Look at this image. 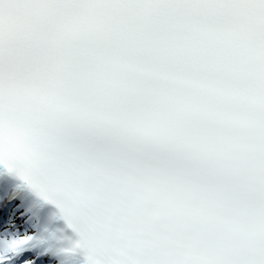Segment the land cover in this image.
<instances>
[{"label": "snow or ice", "instance_id": "6c2138e0", "mask_svg": "<svg viewBox=\"0 0 264 264\" xmlns=\"http://www.w3.org/2000/svg\"><path fill=\"white\" fill-rule=\"evenodd\" d=\"M0 264H264V0H0Z\"/></svg>", "mask_w": 264, "mask_h": 264}, {"label": "bare ground", "instance_id": "6f19581e", "mask_svg": "<svg viewBox=\"0 0 264 264\" xmlns=\"http://www.w3.org/2000/svg\"><path fill=\"white\" fill-rule=\"evenodd\" d=\"M33 216L38 220L39 225L44 230L39 233L41 236L45 237L44 233L47 231L51 232L52 236L47 241L50 242L53 248L62 245H71L74 242L73 235L64 230V225L58 221L57 215L54 211H50L45 218H41L35 214Z\"/></svg>", "mask_w": 264, "mask_h": 264}, {"label": "rangeland", "instance_id": "374dc122", "mask_svg": "<svg viewBox=\"0 0 264 264\" xmlns=\"http://www.w3.org/2000/svg\"><path fill=\"white\" fill-rule=\"evenodd\" d=\"M32 226L34 227V223H32Z\"/></svg>", "mask_w": 264, "mask_h": 264}]
</instances>
